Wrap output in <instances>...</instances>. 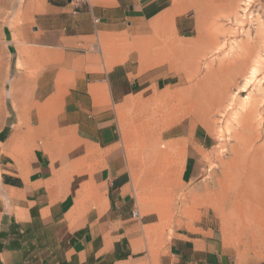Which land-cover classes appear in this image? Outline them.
<instances>
[{
	"label": "crops",
	"instance_id": "obj_1",
	"mask_svg": "<svg viewBox=\"0 0 264 264\" xmlns=\"http://www.w3.org/2000/svg\"><path fill=\"white\" fill-rule=\"evenodd\" d=\"M186 2L196 3L0 5V264H242L240 247L205 209L187 217L180 206L171 219L145 213L137 154L120 121L134 99L179 83L171 70L185 43L172 20ZM200 42L201 56L215 48L206 36ZM160 137L162 158L179 153L195 205L213 195L222 221L263 210L253 181L235 191L220 182L214 192L196 181L216 144L205 125L177 122ZM152 171L147 165V178ZM165 220L173 226H153Z\"/></svg>",
	"mask_w": 264,
	"mask_h": 264
},
{
	"label": "rangeland",
	"instance_id": "obj_2",
	"mask_svg": "<svg viewBox=\"0 0 264 264\" xmlns=\"http://www.w3.org/2000/svg\"><path fill=\"white\" fill-rule=\"evenodd\" d=\"M195 1L194 4L186 2L179 20L175 16L172 20L176 36L185 43V49L177 56L179 61L172 64L171 70L182 75L176 78L179 83L155 94L148 102L134 99L130 104L134 108L120 111V121L130 148L137 154L133 159L147 205L145 213L160 216L163 210L165 218L169 215L171 219L180 206L187 217L203 214L200 208L205 209L203 211L216 225L223 228L229 241L240 247L242 264H264V207L262 211L252 212L250 218L242 217L243 221L239 216L222 221L210 208L213 195L200 206L193 203V184L182 183L178 172L179 153H165L162 158L160 136L166 126L177 122L192 126L203 124L216 144L208 151L196 181L207 183L209 192L219 190L220 182L231 183L235 191L237 184L253 181L257 184L256 189L264 194V119L257 126L258 136L251 139L250 130L245 129L244 124L249 119L257 122L260 118L253 115L243 121V114L249 110L254 97L264 101V0ZM31 2L0 0V5L23 10ZM3 21L0 17V24ZM203 36L217 37L218 45L201 56L204 45L200 37ZM225 65L234 70L233 84H223L220 80V67ZM212 69L216 75L208 74ZM215 83L220 88L223 84L224 88L219 93L221 102L215 100V104H211L209 91ZM217 98L213 96V100ZM260 109L264 113V103ZM162 159L165 173L161 172ZM146 164L153 169L150 179L146 177ZM155 222L153 226L158 228L173 226L171 220ZM156 231L153 230V234L160 236ZM156 242L154 244L160 241Z\"/></svg>",
	"mask_w": 264,
	"mask_h": 264
},
{
	"label": "bare ground",
	"instance_id": "obj_3",
	"mask_svg": "<svg viewBox=\"0 0 264 264\" xmlns=\"http://www.w3.org/2000/svg\"><path fill=\"white\" fill-rule=\"evenodd\" d=\"M209 40L211 41L210 42V46L209 47H212L215 45V47H217L218 45V39L217 37L215 36H208ZM214 44V45H213ZM240 63V62H238ZM234 70L232 69L231 66L229 65H225L223 66L222 68L220 67V80L223 81V84H233L234 83V80H235V75H234ZM222 85V88L219 87V84H216L213 88H212V91H209V98L211 99V104L214 102L215 104V100H216V103H219V101L221 102L220 98L221 96L219 95V93L222 91V89L224 88V85ZM213 96H218L217 99H214L213 100ZM253 100V101H252ZM250 101V108L248 111H245L243 116V121L245 120L246 117H251L253 115H256L260 118L257 119V122L255 121H252L251 119H249L247 122L248 123H245L244 127L245 129L247 130H250V139L251 137L255 138L256 136H258L259 134V131H258V124H262L263 123V119H264V113L261 111L260 109V106L264 103V101L262 99H258L256 97H254V99H252ZM201 108V107H200ZM259 120V121H258ZM246 122V121H244Z\"/></svg>",
	"mask_w": 264,
	"mask_h": 264
},
{
	"label": "built area",
	"instance_id": "obj_4",
	"mask_svg": "<svg viewBox=\"0 0 264 264\" xmlns=\"http://www.w3.org/2000/svg\"><path fill=\"white\" fill-rule=\"evenodd\" d=\"M74 2H76V6L80 5V3L82 2V0H72ZM135 215H138L137 212L134 213Z\"/></svg>",
	"mask_w": 264,
	"mask_h": 264
}]
</instances>
